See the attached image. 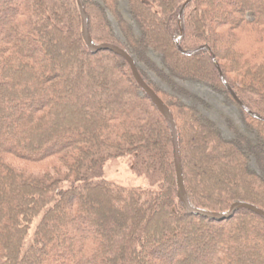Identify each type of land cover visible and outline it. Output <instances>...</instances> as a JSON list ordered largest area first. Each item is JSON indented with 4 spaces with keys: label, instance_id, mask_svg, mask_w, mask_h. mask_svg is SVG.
I'll return each mask as SVG.
<instances>
[{
    "label": "trees",
    "instance_id": "trees-1",
    "mask_svg": "<svg viewBox=\"0 0 264 264\" xmlns=\"http://www.w3.org/2000/svg\"><path fill=\"white\" fill-rule=\"evenodd\" d=\"M187 1L83 3L173 113L191 204L264 210V120L219 72L264 119V0ZM186 83L238 109L230 138ZM121 158L149 188L104 179ZM0 264H264L259 215L187 214L169 125L77 0H0Z\"/></svg>",
    "mask_w": 264,
    "mask_h": 264
},
{
    "label": "water",
    "instance_id": "water-1",
    "mask_svg": "<svg viewBox=\"0 0 264 264\" xmlns=\"http://www.w3.org/2000/svg\"><path fill=\"white\" fill-rule=\"evenodd\" d=\"M77 2H78L79 10L81 13V17H82V36H83L84 42L87 45L88 49L92 53H98L101 51H110L122 57L123 59H125L130 66L133 77L135 81L137 82L138 86L146 94V96L151 100L153 105L158 109V111L162 114L167 124L169 125V128L172 133V137H173V144H174V158H175V167H176V183H177L178 197L183 207L185 208L187 214L201 216V217L215 220V221H223V220H228L232 218L235 215V213L240 210H247V211H251L259 215L260 217L264 219V210L260 209L259 207L253 204L246 203V202H236L231 206V208L227 212H223V213L211 212L208 210L199 209V208L194 207L191 204L188 194H187L185 181H184L183 165H182V158H181L180 145H179V135H178L177 126L175 123L173 113L171 112L170 108L165 104V102L159 97V95L153 89H151L149 85L144 81V79L142 78V76L140 75L138 71L136 62L134 61L133 57L129 55V53H127L125 50L119 47H116L114 45H110V44L96 45L93 42V39L89 31L88 15H87L83 0H77ZM189 3H190V0L185 3L181 14L186 9V7L189 5ZM174 40H175V43L179 51L184 55H188L189 53L184 51L181 48L178 38H175ZM213 60H214V63L217 65L218 63L216 61L215 56H213ZM219 72H220L223 83L230 90L232 96L237 101V103L251 116L257 117L259 120H264L262 117L256 116L254 113H252L238 100L237 96L227 85L224 79V76L222 74V71L220 69H219Z\"/></svg>",
    "mask_w": 264,
    "mask_h": 264
},
{
    "label": "rangeland",
    "instance_id": "rangeland-1",
    "mask_svg": "<svg viewBox=\"0 0 264 264\" xmlns=\"http://www.w3.org/2000/svg\"><path fill=\"white\" fill-rule=\"evenodd\" d=\"M115 32L118 36H120L118 27H116V25H115ZM184 85L191 92L198 95L199 98L203 99L205 102L209 104V107L205 109L207 111V115L213 120H215L221 126L225 137L230 138L231 132L227 129L226 121L228 118H232L235 121V123L240 125L238 109L236 107H230L226 105L224 99L221 96H217L214 92L210 91L208 88L204 86L192 85L188 83ZM220 169H223V167H221ZM38 171L39 170L36 168L35 172ZM104 179L127 188L150 187L146 176H138L135 173L134 168L132 166V160L129 158H121L118 160L107 162L104 167ZM223 212H227V211H223ZM223 212H218V213H223ZM38 222H39V218H37V220L33 223L31 229H34L38 224Z\"/></svg>",
    "mask_w": 264,
    "mask_h": 264
},
{
    "label": "bare ground",
    "instance_id": "bare-ground-1",
    "mask_svg": "<svg viewBox=\"0 0 264 264\" xmlns=\"http://www.w3.org/2000/svg\"><path fill=\"white\" fill-rule=\"evenodd\" d=\"M236 213H237V212H236ZM236 213H235V214H236ZM213 221H215V220H213ZM224 221H226V220H223V221H217V222H219V223H220V222H224Z\"/></svg>",
    "mask_w": 264,
    "mask_h": 264
}]
</instances>
